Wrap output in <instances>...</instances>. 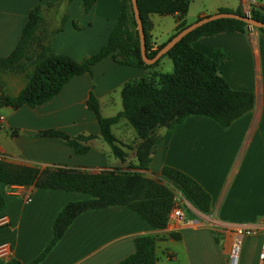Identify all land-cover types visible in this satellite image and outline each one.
<instances>
[{
    "label": "crops",
    "instance_id": "obj_1",
    "mask_svg": "<svg viewBox=\"0 0 264 264\" xmlns=\"http://www.w3.org/2000/svg\"><path fill=\"white\" fill-rule=\"evenodd\" d=\"M121 1L95 0L83 12L81 0H0V58L13 51L29 11L39 5L44 27L52 34L53 54L82 62L106 45ZM188 1L182 19L186 25L221 10L245 13L251 7H260L264 12V0H205L188 24ZM153 15L157 14L149 16L151 50L166 43L179 23L173 15H158L152 21ZM164 17H170L172 25L158 34L155 30L163 25L160 18ZM192 47L208 58H214L216 52L223 55L218 61L219 75L231 90L253 95L252 109L227 128L206 117H186L173 128L162 131L152 147L148 170L140 173L155 179L163 167L183 172L209 195V212L198 211L180 192L184 221L168 220L164 229L151 228L125 207L87 210L76 216L61 238L39 259L52 240L58 212L68 203L89 197L0 183L4 196L0 219H7L6 225H0V245H6L9 252L0 261L118 264L133 254L135 238L147 235L156 238L155 264H228L232 238L237 230H242L238 264H264V34L253 28H247L244 33H217L196 39ZM153 70L157 68L122 66L105 58L92 67L91 73L73 77L42 105L0 107L2 161L39 170L133 171L136 159L122 147L123 160L112 154L86 102L91 91L98 101L100 115L113 117L122 111V87ZM26 84L24 74H1L0 95L15 97ZM121 128L122 135L117 132ZM46 130L61 131L71 139L82 136L86 140L80 144L88 150L76 154L64 140L38 136ZM111 133L122 144L131 142L132 132L123 120L111 127ZM127 133L131 135L128 137ZM173 193L174 201H179ZM28 196L30 200L26 201Z\"/></svg>",
    "mask_w": 264,
    "mask_h": 264
},
{
    "label": "trees",
    "instance_id": "obj_2",
    "mask_svg": "<svg viewBox=\"0 0 264 264\" xmlns=\"http://www.w3.org/2000/svg\"><path fill=\"white\" fill-rule=\"evenodd\" d=\"M81 1L83 12H87L95 3V0ZM136 3L145 35L146 55L152 58L165 43L155 51H149V16L152 14L175 16L179 23L173 37L186 27L182 19L187 13L189 1L136 0ZM234 13L243 14L240 10ZM250 17L264 23L263 10L251 9ZM64 21L65 18L62 22ZM246 30L247 26L241 21L219 19L192 31L164 55L171 59L173 73L150 74V77L146 75L126 83L120 92L122 111L113 117L103 118L100 115L98 101L90 91L87 107L94 113L100 136L108 144L112 154L119 160H123L125 156L116 147V140L111 133L112 125L121 117L128 120L142 139H146L155 126L169 122L167 129H171L191 115L212 119L222 128H227L233 121L249 112L253 106V95L249 92L231 90L219 75L218 61L223 55L216 52L214 58H208L192 47V43L200 37L223 32L244 33ZM258 31L264 34V30ZM43 32L44 19L41 8L37 5L29 11L13 51L8 56L0 58V75L24 74L27 84L15 97L0 95V107L17 109L22 106L34 108L42 105L56 96L73 77L91 73L92 67L105 58H111L118 65L144 69L153 68L160 60L153 65H146L142 61L130 0L121 1L116 24L109 34L106 45L82 62L53 54L52 34L44 44L40 36ZM33 46H36V49H33ZM155 76L159 79L160 88L151 85L148 80ZM38 136L64 140L76 154L88 150L80 144L86 140L82 136L71 139L57 130L42 131ZM155 143L156 141L147 139L141 146L133 171L113 169L89 173L61 168L39 170L0 161V183L5 186H32L36 189L80 193L89 197L88 200L68 203L58 212L53 222L52 240L39 259L44 257L61 238L76 216L87 210L125 207L151 228L164 229L174 204L172 191L174 188L198 211L208 213L209 195L183 172L163 167L158 178L148 179L142 176L140 171L148 170ZM3 208L4 196L0 192V211ZM170 236L177 239L175 235ZM155 244V237L147 235L136 237L133 254L118 264H155L157 260ZM0 264L18 263L0 261Z\"/></svg>",
    "mask_w": 264,
    "mask_h": 264
},
{
    "label": "rangeland",
    "instance_id": "obj_3",
    "mask_svg": "<svg viewBox=\"0 0 264 264\" xmlns=\"http://www.w3.org/2000/svg\"><path fill=\"white\" fill-rule=\"evenodd\" d=\"M64 1L65 0H62V2H64ZM204 1L205 0H193V1L190 0V7H189V12H188V20H187L188 24L190 22H192V20H194L193 19L194 12L201 7V4ZM158 17H159L158 15H153L152 16V21L158 19ZM160 19H161V23L163 25L158 30L156 28L155 31L158 34L164 33L169 28V26L172 25V21H171L170 17H164V18H160ZM50 35L51 34L48 31H46V29H45V32L40 34V36L43 38V43L44 44L50 38ZM151 47L152 46H151V44L149 42V51L150 52H153V51H155L157 49V47H156V49L151 50ZM33 49H36V46H33ZM154 67L157 68V70H153V71L149 72L147 74L149 76H147V77H150L151 76L150 74H163V75L172 74L173 73V69H174L173 63H172L171 59L168 56H163L162 58H160V60L157 62V64ZM148 80H149L151 85L157 86L158 88L161 87L160 84H159V79L156 76L152 77V78H150ZM120 120H123L124 123L126 124V127H128L129 131L132 132V137H131V142L128 143V144H122V143L116 141L115 145H116V147H118L122 151V153H124V152L121 149V147L122 148H126L128 150V153H131L135 159H137L138 154L140 152V148L145 143V141L148 139V140H151V141L152 140L156 141V143H157L158 139L160 138V135H161L162 131L167 130V125L169 123V122H166L165 124H159V125L155 126L150 131V133L148 134L147 138L146 139H142L136 133V130L131 126V124L128 122V120L126 118H124V117L119 118V120L114 125L118 124L120 122ZM123 131H124L123 128L117 130V132L120 133L121 135L123 134L122 133ZM130 135L131 134L127 133L128 137ZM128 153H127V155H128ZM124 155H125V153H124ZM173 191L175 192V195L178 196L179 199L181 200L178 191L176 189H174V188H173Z\"/></svg>",
    "mask_w": 264,
    "mask_h": 264
},
{
    "label": "water",
    "instance_id": "obj_4",
    "mask_svg": "<svg viewBox=\"0 0 264 264\" xmlns=\"http://www.w3.org/2000/svg\"><path fill=\"white\" fill-rule=\"evenodd\" d=\"M130 4H131V8H132V12H133V16H134V20L136 24V30H137L138 38H139L140 55H141L142 61L146 65L155 64L162 56H164L168 51H170L177 43H179L189 33L215 20L233 19V20L243 22L247 26V28L264 30V23L254 20L251 17L246 16L244 14L240 15L234 12H218L216 14L202 17L196 20L195 22L187 25L185 28H183L181 31H179L173 37H171L162 46V48L157 51L154 57L148 58L146 55L145 35H144L141 20L139 17L136 0H130Z\"/></svg>",
    "mask_w": 264,
    "mask_h": 264
},
{
    "label": "built area",
    "instance_id": "obj_5",
    "mask_svg": "<svg viewBox=\"0 0 264 264\" xmlns=\"http://www.w3.org/2000/svg\"><path fill=\"white\" fill-rule=\"evenodd\" d=\"M259 10L260 7H251L249 8L245 13H243L246 16L250 17V11L251 9ZM3 159L0 157V161ZM29 196L26 197V201H29ZM183 201H174L173 207L170 210L169 213V220L174 221L176 223L184 221L185 213L183 210ZM7 219L1 218L0 219V225H6ZM242 230H237L232 238V241L230 243L229 251H228V264H238L239 261V255L241 251V245H242ZM264 252V244L262 245V253ZM9 254L6 245H0V258H5ZM263 257V254L261 255Z\"/></svg>",
    "mask_w": 264,
    "mask_h": 264
}]
</instances>
